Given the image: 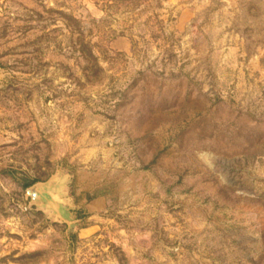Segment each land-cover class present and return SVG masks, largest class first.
Masks as SVG:
<instances>
[{
	"label": "rangeland",
	"instance_id": "374dc122",
	"mask_svg": "<svg viewBox=\"0 0 264 264\" xmlns=\"http://www.w3.org/2000/svg\"><path fill=\"white\" fill-rule=\"evenodd\" d=\"M0 264H264V0H0Z\"/></svg>",
	"mask_w": 264,
	"mask_h": 264
},
{
	"label": "trees",
	"instance_id": "16d2710c",
	"mask_svg": "<svg viewBox=\"0 0 264 264\" xmlns=\"http://www.w3.org/2000/svg\"><path fill=\"white\" fill-rule=\"evenodd\" d=\"M37 180L36 179H32V180H26L23 181V183H21L22 188H27L30 185H32L33 183H35ZM96 196V194H92L89 195L88 191H83L81 193H78L77 195H75L74 197V203L75 204H82L84 202H88L91 199H93Z\"/></svg>",
	"mask_w": 264,
	"mask_h": 264
},
{
	"label": "water",
	"instance_id": "95a60500",
	"mask_svg": "<svg viewBox=\"0 0 264 264\" xmlns=\"http://www.w3.org/2000/svg\"><path fill=\"white\" fill-rule=\"evenodd\" d=\"M25 195L30 198L31 203H35L37 199H40V194L37 184H32L25 189Z\"/></svg>",
	"mask_w": 264,
	"mask_h": 264
}]
</instances>
